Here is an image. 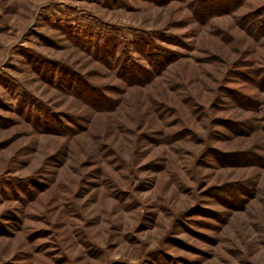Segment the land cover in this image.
I'll use <instances>...</instances> for the list:
<instances>
[{
	"label": "rangeland",
	"instance_id": "1",
	"mask_svg": "<svg viewBox=\"0 0 264 264\" xmlns=\"http://www.w3.org/2000/svg\"><path fill=\"white\" fill-rule=\"evenodd\" d=\"M0 225V264H264V0H0Z\"/></svg>",
	"mask_w": 264,
	"mask_h": 264
},
{
	"label": "trees",
	"instance_id": "2",
	"mask_svg": "<svg viewBox=\"0 0 264 264\" xmlns=\"http://www.w3.org/2000/svg\"><path fill=\"white\" fill-rule=\"evenodd\" d=\"M116 50L118 51L119 49L118 48H114V47L107 46L106 48L103 49L102 52H105L106 57L109 56L111 59H113V61L111 62V64L115 68H117L118 74H120V76H122V78H125V80L127 81L128 84H130V85H138L141 82L150 80V79H152L154 77V75L151 72L147 71V70L146 71H143L144 73L141 72L142 71L141 68H140V71L139 72H140V74H142V76L135 74V72L137 71V68H136V64H134L133 60H131V59H128V60L124 59L125 55L124 56L121 55L122 58H119L117 56L118 53H117ZM156 60L158 61V63H162L163 61L166 60L167 61L166 64H171V63H173L175 61L174 58L173 59H166V58H162V57L156 58ZM92 98L94 100V97H92ZM101 109L103 110V108H101ZM0 234H1V232H0Z\"/></svg>",
	"mask_w": 264,
	"mask_h": 264
}]
</instances>
